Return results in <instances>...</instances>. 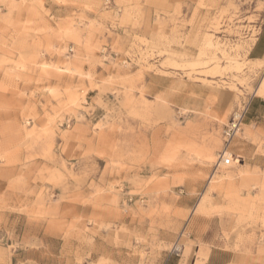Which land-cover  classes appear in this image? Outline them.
<instances>
[{"label":"rangeland","instance_id":"rangeland-1","mask_svg":"<svg viewBox=\"0 0 264 264\" xmlns=\"http://www.w3.org/2000/svg\"><path fill=\"white\" fill-rule=\"evenodd\" d=\"M263 18L0 0V264H264Z\"/></svg>","mask_w":264,"mask_h":264},{"label":"crops","instance_id":"crops-1","mask_svg":"<svg viewBox=\"0 0 264 264\" xmlns=\"http://www.w3.org/2000/svg\"><path fill=\"white\" fill-rule=\"evenodd\" d=\"M248 53L251 58H259L264 55V18L259 26V31L256 34V39L249 49ZM253 101L254 98L250 100L248 107L251 106V110L253 111V113L264 116V98H259L258 103ZM254 117H257V115H255Z\"/></svg>","mask_w":264,"mask_h":264},{"label":"bare ground","instance_id":"bare-ground-1","mask_svg":"<svg viewBox=\"0 0 264 264\" xmlns=\"http://www.w3.org/2000/svg\"><path fill=\"white\" fill-rule=\"evenodd\" d=\"M259 90V87L256 88L255 92H257ZM239 118V114L238 113H235V116H234V119H238ZM231 125L233 126H236L237 127V123L235 121L231 122ZM226 157V158H229L231 156V153L227 152V150H224V154H223V157Z\"/></svg>","mask_w":264,"mask_h":264},{"label":"built area","instance_id":"built-area-1","mask_svg":"<svg viewBox=\"0 0 264 264\" xmlns=\"http://www.w3.org/2000/svg\"><path fill=\"white\" fill-rule=\"evenodd\" d=\"M233 127H236V126H233V125H232V128H233Z\"/></svg>","mask_w":264,"mask_h":264}]
</instances>
